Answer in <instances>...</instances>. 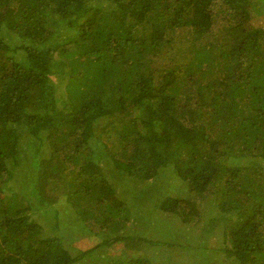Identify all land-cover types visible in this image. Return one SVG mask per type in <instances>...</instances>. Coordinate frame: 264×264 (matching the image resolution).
Returning a JSON list of instances; mask_svg holds the SVG:
<instances>
[{"label":"trees","instance_id":"1","mask_svg":"<svg viewBox=\"0 0 264 264\" xmlns=\"http://www.w3.org/2000/svg\"><path fill=\"white\" fill-rule=\"evenodd\" d=\"M248 7L0 0V264H198L205 249L210 264H264V28ZM43 144L14 192L10 162ZM45 210L57 236L32 221ZM118 242L124 257H108Z\"/></svg>","mask_w":264,"mask_h":264},{"label":"rangeland","instance_id":"2","mask_svg":"<svg viewBox=\"0 0 264 264\" xmlns=\"http://www.w3.org/2000/svg\"><path fill=\"white\" fill-rule=\"evenodd\" d=\"M247 1L249 2L248 12L250 15L251 23L256 27L264 28V0H247ZM217 24L218 26H220V23L218 20H217ZM55 43H56L55 35H49V37L43 42L42 45H40V47L43 49L51 48ZM61 65H62V60L61 61L57 60V62H55L54 64V68L61 66ZM54 80L57 85H60L62 83L61 76H58V78H55ZM47 153H48V147L46 144H43L40 146L27 145L26 148L23 149L22 153L16 159L17 162H10V165H11L10 168L13 174V179L11 180V183L9 184V186L13 188L14 192H17L19 190V186H20L19 182L22 180L23 173L26 171V167L30 164L32 160L31 158L32 157H43ZM244 161L245 160H242V159H229V164L245 166L247 164L243 163ZM105 162L107 165H109V162H107V160H105ZM258 162L259 161H257V163ZM254 165L256 166L257 164H254ZM55 208L57 209V212H58L57 213L58 219H59L58 223L60 224L59 230L63 232V235H66V232L74 228V222L71 221V217L72 216L75 217V214L71 212L69 204L63 201L62 195L60 196L59 201H57V203L55 204ZM151 208L153 210H156L154 209L155 207H153V205H151ZM44 212H46V214L45 213L42 214L41 212H38V211H32L31 212L32 221L38 224L44 225L45 230L48 232L49 235L57 236L56 230L53 228L54 226L46 225L47 221L52 218V211L45 210ZM172 221H177V220L172 219ZM131 232L135 237L144 235L146 233L147 235L150 234L146 231L145 226L142 225L141 223L134 224V227L131 230ZM191 233L200 235L199 230H193ZM72 239H73V242H71V244L80 248L81 250H86L92 247L94 244L99 242L98 239L91 238V237L90 239H85V238L83 239L75 238L74 239V237H72ZM193 240L194 242L196 241L195 239ZM220 241H222L220 232L214 231V233L212 232L211 234H207V237L204 240V245L211 246V247H217L216 243ZM173 253L176 254V252H173ZM105 254H107V256L111 258L112 257H118V258L124 257V255L121 253L119 242L114 244L113 247H111L110 251L106 252ZM219 257L222 260L224 258L220 254H218V259ZM177 258H179L178 260L181 262L174 261L173 262L174 264H181V263H184L185 260H188L187 256H185V259H183V258L178 257L177 255ZM198 259H200V261L194 258L193 262L196 263L197 261L198 264H210V262H212V253H210L209 251L205 249V252L203 253V257L198 258ZM153 262L156 263V261H153ZM187 263L190 264V261L188 260ZM215 263H217V261H215Z\"/></svg>","mask_w":264,"mask_h":264}]
</instances>
